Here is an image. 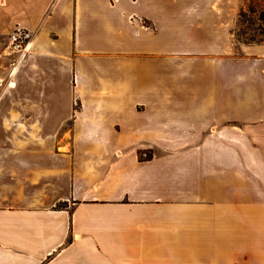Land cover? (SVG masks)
I'll return each mask as SVG.
<instances>
[{
  "label": "crops",
  "instance_id": "obj_1",
  "mask_svg": "<svg viewBox=\"0 0 264 264\" xmlns=\"http://www.w3.org/2000/svg\"><path fill=\"white\" fill-rule=\"evenodd\" d=\"M240 8L0 0V264H264V40H234Z\"/></svg>",
  "mask_w": 264,
  "mask_h": 264
},
{
  "label": "rangeland",
  "instance_id": "obj_2",
  "mask_svg": "<svg viewBox=\"0 0 264 264\" xmlns=\"http://www.w3.org/2000/svg\"><path fill=\"white\" fill-rule=\"evenodd\" d=\"M240 10L242 14L238 16L234 29V40L238 42L264 40V3L260 0H242ZM10 55L14 56L13 59L17 57V54L12 55L11 53ZM0 94H7L6 81L0 87ZM0 126H6V121H0Z\"/></svg>",
  "mask_w": 264,
  "mask_h": 264
},
{
  "label": "built area",
  "instance_id": "obj_3",
  "mask_svg": "<svg viewBox=\"0 0 264 264\" xmlns=\"http://www.w3.org/2000/svg\"><path fill=\"white\" fill-rule=\"evenodd\" d=\"M30 37V32L18 25L14 26L8 34L9 53L17 54V57L10 62L13 67L24 57Z\"/></svg>",
  "mask_w": 264,
  "mask_h": 264
},
{
  "label": "trees",
  "instance_id": "obj_4",
  "mask_svg": "<svg viewBox=\"0 0 264 264\" xmlns=\"http://www.w3.org/2000/svg\"><path fill=\"white\" fill-rule=\"evenodd\" d=\"M262 3H264L262 0H260ZM242 14V11L240 10L238 13V16ZM260 42V41H259Z\"/></svg>",
  "mask_w": 264,
  "mask_h": 264
}]
</instances>
